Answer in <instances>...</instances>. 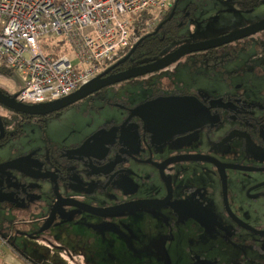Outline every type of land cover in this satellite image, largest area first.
I'll list each match as a JSON object with an SVG mask.
<instances>
[{"label":"rangeland","instance_id":"rangeland-1","mask_svg":"<svg viewBox=\"0 0 264 264\" xmlns=\"http://www.w3.org/2000/svg\"><path fill=\"white\" fill-rule=\"evenodd\" d=\"M185 7H188L192 17L189 16L180 27L179 33L188 35L181 40L187 42L211 39L264 20V0L177 1L178 9ZM160 16L154 20H147L145 30L151 29ZM258 33L248 36L243 42L235 41L228 48H216L213 52L218 57L216 62L211 56L206 58L209 55L204 53L199 54L205 59L202 55L184 57L165 68L154 80L158 79V83L166 82L163 84L166 87H182L205 95L231 94L239 96V99L247 103L252 119L246 121L248 129L244 130L242 138L236 141L232 155L219 154L216 157L225 164L239 168L226 171L230 209L248 225L262 231L264 36L258 37ZM61 39L57 36H46L40 40V45L46 53L52 51L54 58L61 52L69 51L65 43L59 42ZM112 59L114 58L110 60ZM139 78H131L130 81L128 79L115 90L106 88L96 91L80 103L71 104L55 113L44 124L35 120L22 122L18 134L8 138L4 145H0V163L25 154L32 148L41 154L56 146L77 143L87 131H92L107 118L117 115V110L111 107V103L131 102L151 93V88L144 84L146 79ZM0 85L12 93L21 88L23 83L17 72L0 69ZM229 126L227 124L222 127L227 130ZM203 140L201 148L208 152L211 150L210 139L203 136ZM203 165L208 170L212 169L215 174V178L211 171L210 174H199L207 178L201 181L204 187L208 189L211 187L214 190L213 193H209L211 205L205 208L210 215L218 218L217 221L222 226H225L223 228L229 232V239L215 238V235L208 237L206 231L204 233L200 231L191 217L187 223H182L173 216L172 219H166L164 214L169 215L170 212L166 207L160 206L156 207L155 211L162 216L157 217L155 213H135L128 221L130 235H112L110 241L92 235L95 240L90 242L88 239L90 232L95 230L85 226L83 221L73 223L72 220L63 221V217L60 221L61 230L57 231L58 238L49 237L47 234L36 238L30 232L20 233L19 236L15 234L17 236L15 241L25 251L29 261L42 264H264V250L261 252L259 248L264 243V236L240 230L226 217L223 212L217 170L209 162H204ZM243 167L248 169L245 170ZM199 176H195L194 180L197 181ZM133 183L141 187L157 184L155 178L140 177L133 178ZM108 195L110 194L106 192L105 199ZM12 214L10 209H0V223L11 219ZM72 226L76 229H72ZM54 233L56 234V231ZM0 264H21V261L12 256L6 258L0 251Z\"/></svg>","mask_w":264,"mask_h":264},{"label":"flooded vegetation","instance_id":"flooded-vegetation-1","mask_svg":"<svg viewBox=\"0 0 264 264\" xmlns=\"http://www.w3.org/2000/svg\"><path fill=\"white\" fill-rule=\"evenodd\" d=\"M177 1L169 10L162 13L159 20L151 29L146 30L132 43L125 54L108 63L95 77L101 75L109 68L111 69L102 74L100 78L112 76L131 67L154 62L179 45L198 42L181 41L182 38L188 37V35H180V27L191 16V12H188V7L178 9ZM147 35L164 39L168 46L161 52H147L138 48L140 41ZM243 39L245 40V38ZM243 39L237 41H242ZM232 43L221 47L228 48ZM132 48L134 50L130 56L122 63L114 66ZM215 49L187 54L180 59L204 53L205 55H209L206 58L211 56L215 59L214 62H216L218 57L213 54ZM165 68L138 76L140 77L139 79H146L144 84L151 88V93L139 100L111 103V107L117 110V115L107 118L92 131H87L77 143L66 144L61 147L56 146L57 148L48 149L47 153L42 152L41 154L32 148L18 157L21 158V163L30 169L50 171L49 174L57 180L58 191L62 198H68L93 207H108L136 201L163 200L168 196L165 204L161 205L166 207L170 212L169 215L164 214L166 219L175 217L178 221L187 223L189 217H191L193 222L199 226L200 231L203 233L206 231L208 237L215 235V238L229 239V232L223 228L225 226H222L217 221L218 218L210 215L209 211L205 208V206L211 205L209 193H213L214 190L211 187L209 189L204 187L201 181L207 178L206 176H199V174H210L211 171L215 178L213 170H208L203 165L205 160H178L170 163H166V161L173 157L188 154H206L216 159V155L219 154H224L225 156L232 155L236 148V141L242 138L244 130L248 129L246 121L252 120L247 103L239 99V96L236 97L231 94L222 96L216 94L205 95L202 92L185 90L182 87H166L163 85L166 82L161 83L160 81L158 83V79L154 80L155 76ZM125 82L127 80L103 87L102 89L111 88L115 90L120 84ZM0 91L13 96V92H9L1 85ZM90 95L75 103H80ZM159 97L194 98L208 110L209 118L203 125L197 124L198 126L192 130L172 133L168 137L160 138L144 124V111L139 109L144 104ZM61 110H64V108L45 115H22L0 104V145H4L8 141V138L18 134L22 122L35 120L40 124H44L49 117L54 116L55 113ZM227 124L230 126L225 130L222 126H227ZM203 136L210 139L211 150H208V152H204L201 148L204 143ZM194 161H202L203 163L196 164ZM211 164L215 166L213 163ZM223 164L225 165V174L227 169H239L235 165ZM215 168L217 170L216 166ZM243 168L245 170L248 169L247 167ZM217 175L223 203L218 170ZM195 176H199L197 181L194 180ZM136 177L155 178L157 184L141 187L133 183V178ZM24 178L28 180L27 184L25 181L22 183V179L19 177V190H13L14 192L4 190L11 193V195L5 196V201H0V209H10L13 212L11 219L0 223V251L20 261L23 260L21 263L24 264L42 263H32L29 261L25 251L17 245L15 237L17 238L21 234L32 232L36 238L43 237L45 234L49 237L58 238L57 231L61 230V217H63V221L72 220L73 223L83 221L85 222V226L95 230L90 232L91 234L88 239L91 242L95 240L92 235L108 241H110L112 235H130L131 229L128 226V221L135 213H155L157 217L162 216L156 213V207L133 208L106 216L94 215L82 208L58 203L59 199L54 196L51 184L45 187L43 191H46V193L44 194L39 188L42 179L35 180L27 176H24ZM98 192L101 194H98ZM106 192L110 195L106 196L105 199ZM47 195L49 196L47 197ZM226 198L228 201V188ZM223 212L238 229L253 233L236 224L228 216L224 204ZM161 213L163 214V212ZM73 226L72 229L75 230L76 227ZM68 229L70 231L71 227ZM55 231L56 234L54 233ZM237 239L241 238L237 237ZM44 241L46 242V238H44ZM259 248L263 252L264 243Z\"/></svg>","mask_w":264,"mask_h":264},{"label":"built area","instance_id":"built-area-1","mask_svg":"<svg viewBox=\"0 0 264 264\" xmlns=\"http://www.w3.org/2000/svg\"><path fill=\"white\" fill-rule=\"evenodd\" d=\"M176 0H0V69L17 72L23 104L68 96L132 45V23L157 19ZM57 36L68 53H46L40 40ZM73 61H75L73 63Z\"/></svg>","mask_w":264,"mask_h":264},{"label":"water","instance_id":"water-1","mask_svg":"<svg viewBox=\"0 0 264 264\" xmlns=\"http://www.w3.org/2000/svg\"><path fill=\"white\" fill-rule=\"evenodd\" d=\"M263 30L264 20H261L245 28L225 33L223 35L211 39L179 45L154 62L142 66L131 67L125 71L119 72L112 76L100 78L102 74H105L111 69L109 68L108 70L104 71V73H102L101 75L92 78L90 81L82 85L79 89L69 94L68 96L45 103L32 105L23 104L15 99L14 94L13 96H10L0 91V104L12 110L13 112L22 115H45L47 113L58 111L71 104H74L75 102L102 89L103 87L131 78H136L138 76H142L147 73L155 72L162 68H165L173 62L179 60L184 55L221 47L231 42L254 35L255 33ZM133 50L134 48L130 49L129 52L121 60L114 64V66L125 61L133 52ZM139 109L144 111V124L160 138L168 137L172 133H179L192 130L198 125H203L205 122H207L209 118L208 110L204 108V106L199 103L196 99L190 97H159L144 104ZM178 160H205L213 163L217 167V170L220 174L223 204L228 216L241 227L255 234L264 235V230L258 231L254 229L250 225L238 219L231 212L226 198V174L225 165L222 162L206 154H188L170 158L168 159V161H166V163ZM49 173L50 171H41L28 168L27 166L21 163L20 157H15L14 159H10L0 163V201H5V196L11 195V193L9 192L19 190V177L22 179V183L23 181H25V183L27 184L28 180L24 178V176L32 177L35 180L42 179L40 181L41 185L39 187L41 191L45 190V187H48V184H51V186L53 187L52 191L54 196L59 199L58 203L76 206L94 215L100 216H106L108 214H114L119 211L129 210L133 208L157 207L164 205L168 199L167 196L163 200H144L108 207H93L76 201H72L68 198H62L61 194L58 191V184L56 178L52 177ZM4 190H9V192H5ZM43 192L44 194L46 193L45 191Z\"/></svg>","mask_w":264,"mask_h":264},{"label":"trees","instance_id":"trees-1","mask_svg":"<svg viewBox=\"0 0 264 264\" xmlns=\"http://www.w3.org/2000/svg\"><path fill=\"white\" fill-rule=\"evenodd\" d=\"M149 19V16L147 14H142L138 17H135L132 23V36H131V41L134 43V41L139 38V36L144 33L146 30V22ZM260 37L261 35L264 36V31L258 33ZM176 35V34H175ZM247 39V38H246ZM239 42H243L239 41ZM246 43V42H245ZM249 44V43H248ZM247 45V44H246ZM168 44L166 45L164 39H161L160 37H150V36H145L140 43L138 44V48H141L143 50H146L147 52H161L164 48H166ZM233 49V48H232ZM128 50H125L124 52L118 53L115 55L113 58L117 59L123 54H125ZM233 51V50H232ZM228 54V53H227ZM112 60H108L107 63L112 62ZM3 71H10L8 69H1ZM23 261V260H22Z\"/></svg>","mask_w":264,"mask_h":264},{"label":"crops","instance_id":"crops-1","mask_svg":"<svg viewBox=\"0 0 264 264\" xmlns=\"http://www.w3.org/2000/svg\"><path fill=\"white\" fill-rule=\"evenodd\" d=\"M13 92V94H14V91H12ZM4 254V253H3ZM5 255V257L6 258H8L10 255H6V254H4ZM13 257V256H12ZM15 258V257H14ZM22 262V261H21ZM21 264H24V263H21Z\"/></svg>","mask_w":264,"mask_h":264},{"label":"bare ground","instance_id":"bare-ground-1","mask_svg":"<svg viewBox=\"0 0 264 264\" xmlns=\"http://www.w3.org/2000/svg\"><path fill=\"white\" fill-rule=\"evenodd\" d=\"M206 162V161H205ZM202 167V166H201ZM198 168H200V167H198ZM195 169V168H194ZM207 169V168H206Z\"/></svg>","mask_w":264,"mask_h":264}]
</instances>
